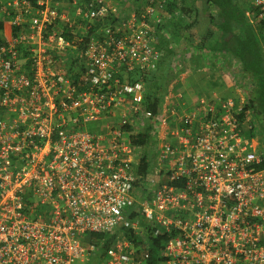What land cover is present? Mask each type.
I'll list each match as a JSON object with an SVG mask.
<instances>
[{
  "label": "built area",
  "instance_id": "1",
  "mask_svg": "<svg viewBox=\"0 0 264 264\" xmlns=\"http://www.w3.org/2000/svg\"><path fill=\"white\" fill-rule=\"evenodd\" d=\"M1 1L0 23L23 31L0 33V264L82 263L87 232L113 237L101 264H264V132L244 99L177 115L163 98L153 116L129 81L157 68L167 0H71V18L55 0ZM252 6L264 21V0ZM108 16L67 43L73 19L88 32ZM142 123L157 147L145 177L122 131Z\"/></svg>",
  "mask_w": 264,
  "mask_h": 264
},
{
  "label": "trees",
  "instance_id": "2",
  "mask_svg": "<svg viewBox=\"0 0 264 264\" xmlns=\"http://www.w3.org/2000/svg\"><path fill=\"white\" fill-rule=\"evenodd\" d=\"M27 2L35 7L37 0H27ZM189 2L193 3L192 8H187V3ZM197 3L201 4V8L207 12L205 17L198 16V10L195 7ZM165 11L169 18L159 25L157 31L169 28L171 34L177 38L183 30L184 33L187 32V40L190 43H222L221 50L228 52L234 58V61H230V63H238L237 74L244 80L251 81V89L248 93H245L243 109L250 113L260 131L264 132V58L262 52L264 21L256 19L255 8L245 5L240 0H167ZM180 16H183V18L184 16H189L192 19L187 23L183 22ZM12 20L13 17L9 14L4 16L0 23V33L5 37L18 35L23 31L21 27L13 25ZM109 20L110 17L108 16L103 21L91 26L83 39L75 43H86L88 38L96 33L102 25L108 24ZM204 22L206 26L203 29L205 30L198 34L196 29L199 28V25L203 26ZM64 35L67 43H73L71 40L73 33L70 32V29H67ZM162 41L163 43L168 42L166 38H162ZM66 55L69 60L68 67H73V63L80 65V59L76 56L77 50L71 48ZM162 57H160L159 63L166 58V56ZM70 61L73 62L71 63ZM82 71L80 70V72ZM78 74V71L74 73L73 81H76ZM131 74L129 81H135L139 77L143 79L146 90L142 103L143 109L149 110L153 116L159 115L163 92L165 91L163 85L165 75L161 74V72L159 75H153V72L147 75L138 69ZM232 95V98L239 101L237 95ZM150 130L151 125L145 128L144 133L135 134L131 126L124 125L122 127V131L129 134L132 144L141 147V149H147L151 141ZM150 164V157L142 150L136 172L145 177L150 170ZM112 240L113 237L109 238V236H104L103 234L87 232L82 237V241L87 244H95L97 249L91 255L86 256L82 263L78 264H101L106 249ZM152 254L154 255L155 251H152Z\"/></svg>",
  "mask_w": 264,
  "mask_h": 264
},
{
  "label": "crops",
  "instance_id": "3",
  "mask_svg": "<svg viewBox=\"0 0 264 264\" xmlns=\"http://www.w3.org/2000/svg\"><path fill=\"white\" fill-rule=\"evenodd\" d=\"M113 2L121 5L119 0H113ZM70 3L71 0H55L56 10L65 12L71 18ZM60 5H63V7L60 8ZM187 5V8H192L193 3L189 2ZM195 7L198 10L199 17H205L207 15V12L201 8V4L197 3ZM189 16H184V18L183 16L180 17L183 22L189 23L190 19H192L189 18ZM73 21L69 29L70 32L73 33L72 42L75 43V41L77 42L75 35L83 29L79 25L74 26L76 22L74 19ZM169 30V28H164L163 31H157L155 35L157 40L156 43H158L157 48L161 51V56H166L165 60L175 63L177 65L176 69L178 70L176 78L172 79L173 82L170 81V83H172L171 85L175 87L174 89L177 88V90L169 91L166 88V91L163 93V98L168 99L167 108L173 107L177 115H182L183 113L195 112L198 102L201 99L231 98L233 96L231 93L233 90V88H231L233 82H231L228 75L224 72V67H226L230 61H234V58L230 56L228 52H223L224 50H221L222 43H190L187 40V32L184 33L182 30L180 36L176 38ZM196 30L198 34H201L205 29L199 30L197 28ZM163 35H165V38L168 40L167 43H163ZM224 62H226L225 65ZM170 77L171 76H169V79H171ZM234 91H236V89H234L233 92ZM177 96L181 99L180 101L176 98ZM164 99L162 100V106L166 104ZM175 122L176 120H174V123Z\"/></svg>",
  "mask_w": 264,
  "mask_h": 264
},
{
  "label": "rangeland",
  "instance_id": "4",
  "mask_svg": "<svg viewBox=\"0 0 264 264\" xmlns=\"http://www.w3.org/2000/svg\"><path fill=\"white\" fill-rule=\"evenodd\" d=\"M7 1L8 0H2L1 2H2V4H5L6 5ZM240 1H242L245 5L252 6V0H240ZM57 3H59V2H57ZM61 7H63V5H60V8ZM29 20L32 23L35 22V19L33 17H29ZM203 24L205 25V22ZM204 25L203 26L199 25V28L198 29L199 30H202L203 27H204ZM85 35H86V32H85L84 29L82 31H79V33L77 35H75V38L77 39V42L78 41H81ZM164 38H165V36H164ZM263 49H264V43H262V52H263V58H264V51H263ZM176 68H177V65L175 63H172L171 61H168V60H165L164 59L161 62L160 66H158L156 68V70L153 72V75L154 74H158L159 75L160 72H161V74L165 75V77H164L165 79L163 81V85L165 87V89H164L165 91H166V88L169 91L170 90L171 91L177 90V88L174 89L175 87H173L171 85L172 83H170V81L173 82L172 79L173 78H176V76H177L178 70ZM237 70H238V63L237 62L236 63H234V62L228 63L226 65V67H224V72L228 75V77L230 78L231 82H233L231 88H233V90L236 89V91H234V93H233V90L231 91V93L234 94V96L237 95L238 100L241 101L240 99H244L245 98V93H248L250 91V89H251V81L250 80H244L239 74H237ZM169 76H171L170 77L171 80L169 79ZM239 97H240V99H239ZM170 126L172 128H174L175 124L174 125L171 124ZM145 128H146L145 124L142 123V126H139L140 132L141 133H144ZM153 131H156L157 132L156 129H153ZM149 133H150L151 139H153V142L155 143L156 142V139H155V136L153 135V132L151 133V131H150ZM142 150L145 153H149L150 154V159L153 158L157 154V147H154L152 150L140 149V153L142 152Z\"/></svg>",
  "mask_w": 264,
  "mask_h": 264
}]
</instances>
